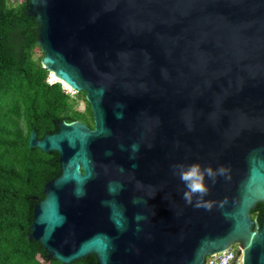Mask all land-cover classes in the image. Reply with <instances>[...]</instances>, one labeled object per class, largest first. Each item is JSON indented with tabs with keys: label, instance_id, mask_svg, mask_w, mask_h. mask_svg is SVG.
<instances>
[{
	"label": "water",
	"instance_id": "obj_1",
	"mask_svg": "<svg viewBox=\"0 0 264 264\" xmlns=\"http://www.w3.org/2000/svg\"><path fill=\"white\" fill-rule=\"evenodd\" d=\"M41 65L83 91L93 127L28 146L59 154L29 240L64 264H264V0H28ZM210 166L183 198L178 165ZM199 205L197 206V201Z\"/></svg>",
	"mask_w": 264,
	"mask_h": 264
},
{
	"label": "trees",
	"instance_id": "obj_2",
	"mask_svg": "<svg viewBox=\"0 0 264 264\" xmlns=\"http://www.w3.org/2000/svg\"><path fill=\"white\" fill-rule=\"evenodd\" d=\"M28 0H0V264H64L27 238L33 208L46 182L60 173L59 154L28 146L31 130L41 138L58 123L80 120L93 127L83 91L66 94L60 82L48 83L41 65L37 22L28 16ZM84 109L78 108L79 101ZM256 203L251 216L262 214ZM69 264H96L92 254Z\"/></svg>",
	"mask_w": 264,
	"mask_h": 264
},
{
	"label": "clouds",
	"instance_id": "obj_3",
	"mask_svg": "<svg viewBox=\"0 0 264 264\" xmlns=\"http://www.w3.org/2000/svg\"><path fill=\"white\" fill-rule=\"evenodd\" d=\"M50 76V73L49 75ZM179 169V178L185 185L183 198L187 203H192L193 197L203 198L208 195L209 188L205 184V177L212 179L215 176L210 166L202 167L199 163H192L187 167L177 166ZM199 200L197 201V206Z\"/></svg>",
	"mask_w": 264,
	"mask_h": 264
},
{
	"label": "built area",
	"instance_id": "obj_4",
	"mask_svg": "<svg viewBox=\"0 0 264 264\" xmlns=\"http://www.w3.org/2000/svg\"><path fill=\"white\" fill-rule=\"evenodd\" d=\"M47 82L48 83L60 82L62 89L66 94H68L70 97L75 96L76 93L75 90H73L70 86L68 87L67 84H64L62 81L55 78L54 76L53 78H51V76H48ZM238 250H239L238 245L233 244L219 253L206 256L203 264H232L237 256Z\"/></svg>",
	"mask_w": 264,
	"mask_h": 264
},
{
	"label": "rangeland",
	"instance_id": "obj_5",
	"mask_svg": "<svg viewBox=\"0 0 264 264\" xmlns=\"http://www.w3.org/2000/svg\"><path fill=\"white\" fill-rule=\"evenodd\" d=\"M35 54H36V56H39V55L41 54V50H40V51L37 50ZM50 76H51V78H53V75H52L51 72H50ZM78 108H79L80 110H83V109H84V103H83L82 100L79 101V106H78Z\"/></svg>",
	"mask_w": 264,
	"mask_h": 264
},
{
	"label": "bare ground",
	"instance_id": "obj_6",
	"mask_svg": "<svg viewBox=\"0 0 264 264\" xmlns=\"http://www.w3.org/2000/svg\"><path fill=\"white\" fill-rule=\"evenodd\" d=\"M53 75V74H52ZM54 76V75H53ZM56 78V77H55ZM65 84V83H64ZM69 87V86H68Z\"/></svg>",
	"mask_w": 264,
	"mask_h": 264
}]
</instances>
